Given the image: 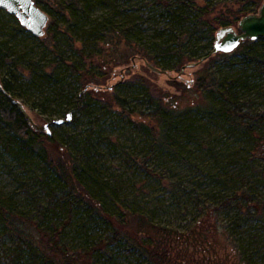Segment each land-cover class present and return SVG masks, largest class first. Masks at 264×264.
I'll return each instance as SVG.
<instances>
[{"label":"trees","instance_id":"obj_1","mask_svg":"<svg viewBox=\"0 0 264 264\" xmlns=\"http://www.w3.org/2000/svg\"><path fill=\"white\" fill-rule=\"evenodd\" d=\"M122 1L36 0V4L51 18L46 30L55 44L60 39H71L65 35L66 30L60 35L64 24L76 26L78 17H89L99 6L109 8L108 16L98 24V35H90L88 39L91 49L101 52L102 44L112 50L111 56H116L120 47L133 45L150 63L174 71L208 56L217 30L238 24L242 17L255 13L261 3V0H148L140 8L147 18L138 23L127 19ZM150 28L153 33L145 35ZM17 32L33 35L20 23ZM86 50L81 47L76 51L79 60L69 62L62 58L50 70L49 64L33 61L19 73L15 71L18 60L10 58L11 52H5L0 60L8 78L3 77L0 82L15 99V92L23 82L25 90H46L65 113L73 112L71 122L75 123L79 119L73 110L85 114L100 103L119 121L149 139L154 153L172 157L181 165L191 164L194 158L189 153L195 151L219 162L220 139L207 137L203 122L223 126L229 136L250 138L258 144L264 142V113L248 110L237 95L239 88L264 93V87L254 83L257 76L264 74V38L246 40L232 53L210 57L207 61L211 69L199 75L195 84L196 100L184 108L147 90L145 110L136 109L118 94L113 102L98 99L96 95L101 91L96 89L105 84L106 69H96V73L87 66ZM219 60L242 66L243 76H219L212 69ZM42 107L46 110V104ZM43 114L49 121L55 120L52 112ZM52 132L49 136L34 130L0 91L2 151L20 165L34 167V175L19 179L15 192L0 189V264H122V259L130 257L133 264H212L206 255L198 256V252L203 253L208 236L199 242L157 222L155 211L149 207L135 208L120 190L109 191L107 184L93 174L96 167L88 144L77 151L72 143H79L78 139H60L53 129ZM49 144L56 145L57 157L50 152ZM147 160L142 169L149 167ZM251 169L258 178L257 184L248 187L245 179L237 178L232 192L235 198L224 200L220 207L233 213L231 228L226 233L234 244L243 221H264V195L259 197L264 194V169L254 166ZM222 173L224 168L221 173L208 174L227 183ZM183 184L169 181L167 186L178 191L184 188ZM21 197L30 200V206H23ZM241 260L243 264L252 263V257Z\"/></svg>","mask_w":264,"mask_h":264},{"label":"rangeland","instance_id":"obj_2","mask_svg":"<svg viewBox=\"0 0 264 264\" xmlns=\"http://www.w3.org/2000/svg\"><path fill=\"white\" fill-rule=\"evenodd\" d=\"M147 1L123 0L122 11L127 14L129 21L140 23L147 18L145 11L140 9ZM263 1L261 0L255 11H259ZM108 13L109 8L99 6L89 17H78L76 26L64 24L60 35L66 30L65 35H69L71 39H60L55 44L49 38L50 33L47 30L43 37L18 33L17 18L0 8V56L5 52L12 53L10 58L18 60L16 73L28 68L33 61L49 64L47 69L50 70L62 58L69 62L79 60L76 51L82 47L87 49L84 55L87 66L96 73L99 68L106 69L103 75L105 84L96 89L101 91L96 95L98 99L113 102L118 94L138 110L146 109L145 90L163 97L169 103H178L180 108L196 100L195 84L199 75L211 69L212 65L208 61L186 68L183 72L181 69L169 71L173 79L151 71L145 64L146 58L133 45L131 48L120 47L116 56H111L112 50L102 44L100 48L103 53L97 48L91 49L88 39L90 35H98V24ZM233 26L237 27V24ZM151 33L153 30L150 28L145 35ZM216 62L212 69L219 76H243L242 66L226 64L221 60ZM3 77H7L6 68L0 60V81ZM254 83L264 87V74L257 76ZM21 85L23 86L15 92L17 99L24 104L37 123H51L43 111L52 112L54 119L66 118L67 113L54 101L51 93L46 90H25L24 82ZM237 95L241 103H246L248 110L264 113V93L239 88ZM44 104L46 110L42 107ZM73 111L79 119L77 123L52 125V129L60 139H78L79 143H72L77 151L84 150L88 144L92 149L91 155L96 167L93 174L107 184L109 191L120 190L121 195L134 204L135 208L149 207L150 211H155L157 222L174 227L199 242L208 236V243L205 242L203 253L198 252V256L206 255L212 264H243L239 260L248 257H252L251 264H264V221H243V226L237 233V244H234L226 233L231 228L233 213L229 214L220 208L224 200L235 198L232 192L235 190L237 178L245 179L248 187L257 184L258 178L252 175L251 166L264 169L263 141L258 144L250 138L229 136L223 126L203 122L204 134L210 139H220L218 144L222 156L219 162L216 163L205 153L195 151L193 154L189 153L194 161L181 165L172 157L154 153L149 139L119 121L106 108H102L100 103L85 114ZM55 146L49 144L48 148L57 157ZM145 160L149 161V169L141 168ZM221 168H224L222 174L227 178V183H221L209 176L210 173H221ZM33 169L34 167L23 166L14 161L6 152L4 154L0 146L1 190L6 193L15 192L19 187V179L33 176ZM169 181L184 183V188L171 190L167 186ZM261 195L264 194L259 197ZM20 199L23 206H30V200L24 197ZM122 261V264L134 263L132 257Z\"/></svg>","mask_w":264,"mask_h":264},{"label":"water","instance_id":"obj_3","mask_svg":"<svg viewBox=\"0 0 264 264\" xmlns=\"http://www.w3.org/2000/svg\"><path fill=\"white\" fill-rule=\"evenodd\" d=\"M0 7L14 15L19 20L20 24L34 36H45L51 18L47 12L37 6L36 0H0ZM259 38H264V1L257 13L248 14L242 17L238 22L237 27L226 26L219 28L216 32L213 49L210 54L199 61L185 64L181 68V71H185L186 68L196 67L217 53H232L239 48L242 42L246 40L255 41ZM144 61L146 66L154 73L166 75L169 78L174 79L169 71L158 68L146 59H144ZM87 89H89V87H87ZM0 91L15 104L20 113L28 120L32 128L38 132H44L47 135L52 136V125H63L71 123L72 121L73 112L70 111L65 119H55L51 123L39 124L30 115L21 101L13 98L5 91L1 82Z\"/></svg>","mask_w":264,"mask_h":264},{"label":"flooded vegetation","instance_id":"obj_4","mask_svg":"<svg viewBox=\"0 0 264 264\" xmlns=\"http://www.w3.org/2000/svg\"><path fill=\"white\" fill-rule=\"evenodd\" d=\"M1 8V7H0ZM258 12V10L255 12V13H257ZM14 16V15H13ZM15 17V16H14Z\"/></svg>","mask_w":264,"mask_h":264}]
</instances>
